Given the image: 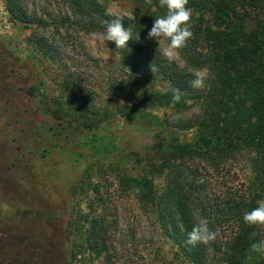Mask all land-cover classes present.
<instances>
[{
  "label": "rangeland",
  "instance_id": "obj_1",
  "mask_svg": "<svg viewBox=\"0 0 264 264\" xmlns=\"http://www.w3.org/2000/svg\"><path fill=\"white\" fill-rule=\"evenodd\" d=\"M98 1L109 13L131 10L132 0ZM104 31L87 16L74 13L71 0H0V264H189L177 255L157 214L141 208L133 195L120 192L117 176L146 174L153 151L170 131L190 140L188 125L198 116V106L180 111L131 104L130 84L135 78L150 91L164 86L151 79L157 77L154 67L148 79L124 69L107 41L91 36ZM166 45L167 41L161 42V48ZM35 79L42 82L53 107L77 106L84 124L110 139L120 153L106 159L101 168H88L80 160L65 169H58L57 163L71 156L60 150L45 160L28 153L24 147L31 144L29 129L37 126L40 117L20 87ZM113 84L119 95L112 93ZM80 102L84 106H78ZM248 159L244 155L231 163L235 183L249 175ZM220 169L208 168L212 172L205 173L211 196L229 179ZM75 182L80 188L72 193ZM95 186L105 211L90 201ZM92 213H103L110 224V261L95 259L86 249L84 229ZM221 223L228 227L225 219ZM227 230L223 241L231 233ZM218 257L210 264H225Z\"/></svg>",
  "mask_w": 264,
  "mask_h": 264
},
{
  "label": "trees",
  "instance_id": "obj_2",
  "mask_svg": "<svg viewBox=\"0 0 264 264\" xmlns=\"http://www.w3.org/2000/svg\"><path fill=\"white\" fill-rule=\"evenodd\" d=\"M71 6L74 13L87 16L98 29L106 28L104 21L122 15L124 25L133 28V40L139 33L142 42L129 41L125 49H116L114 42L107 41L124 69L148 79V71L154 67L157 77L151 79L164 86L150 91L135 78L130 84L131 104L145 109L171 107L181 111L195 105L199 109L188 125L191 139L181 140L170 131L164 144L153 151L146 174L117 176L120 192L133 195L141 208L157 214L161 229L174 243L183 263L210 264L221 256L225 264H264V255L250 247L264 239V226H250L243 220L246 211L264 201V0H189L194 37L178 51L179 60L173 63L160 52L156 54L155 40L146 39L154 19L166 12L158 0L151 4L132 0L129 14L109 13L98 0H71ZM9 10L19 17L12 6ZM192 68L207 69L205 88L190 86ZM22 88L40 117L37 126L29 129L30 146H23L33 157L45 160L60 150L71 157L58 162V169L72 167L80 160L87 162L88 168H101L106 159L119 152L110 139L84 124L83 117L77 115V106L67 110L53 107L40 80ZM174 89L184 94L175 105ZM111 90L120 94L114 84ZM78 106L84 104L80 102ZM244 155H248L250 173L245 181L235 183L230 166ZM208 168L213 172L221 168L223 177L229 176L224 189H213V196L205 178V173L212 172ZM78 184L72 183V193L78 191ZM94 189L95 196L90 201L105 211L104 199L96 186ZM88 206L92 208L91 202ZM200 217L209 220L217 238L208 245H187V234ZM222 219L228 227L223 226ZM86 222V249L95 259L110 261L113 243L105 215L92 213ZM227 228L231 233L223 241ZM253 232L257 233L255 237H251Z\"/></svg>",
  "mask_w": 264,
  "mask_h": 264
},
{
  "label": "clouds",
  "instance_id": "obj_3",
  "mask_svg": "<svg viewBox=\"0 0 264 264\" xmlns=\"http://www.w3.org/2000/svg\"><path fill=\"white\" fill-rule=\"evenodd\" d=\"M145 3L151 4L152 0H145ZM159 6L165 8L166 12L154 19L151 29L147 33L146 39L155 40L158 43L156 49L169 62L173 63L180 49L187 46L190 39L194 37L192 31L191 17L192 10L187 7L189 0H158ZM124 16L115 15L113 19L104 21L106 28L102 33H92V38L97 35L104 41H112L115 43L116 49L127 48L129 41H140L139 33L133 40V28L126 27L123 23ZM167 41V45L161 48V42ZM192 79L190 86L193 89H203L206 86L208 76L207 69L192 68ZM184 94L178 89L173 90V105L180 103ZM185 103L187 100L185 99ZM243 220L250 226H264V201H260L258 206L246 211ZM210 222L205 217H200L187 234L185 243L187 245L196 246L197 244L208 245L217 238V232L210 228ZM257 233H251V237H255ZM250 237V238H251ZM251 250L264 255V239H260L251 244Z\"/></svg>",
  "mask_w": 264,
  "mask_h": 264
}]
</instances>
